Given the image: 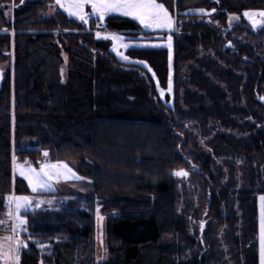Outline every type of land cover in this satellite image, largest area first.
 <instances>
[{
  "label": "trees",
  "instance_id": "1",
  "mask_svg": "<svg viewBox=\"0 0 264 264\" xmlns=\"http://www.w3.org/2000/svg\"><path fill=\"white\" fill-rule=\"evenodd\" d=\"M158 1L176 16L171 64L165 47L139 43L117 59L92 22L58 8L45 16L54 0H0V218L8 194L36 196L13 175V156L38 165L47 151L90 185L43 193L53 203L23 213L21 238L35 233L44 247L29 240L19 264H259L264 27L227 18L264 0ZM104 23L150 36L126 17ZM67 46L82 55L65 51L63 78Z\"/></svg>",
  "mask_w": 264,
  "mask_h": 264
},
{
  "label": "snow or ice",
  "instance_id": "2",
  "mask_svg": "<svg viewBox=\"0 0 264 264\" xmlns=\"http://www.w3.org/2000/svg\"><path fill=\"white\" fill-rule=\"evenodd\" d=\"M23 2V0H21ZM55 5L63 9L70 18H76L83 25H88L91 16L96 17L97 28L96 36H101V31H106V25L104 23L105 18L109 16L129 17L134 21H137L142 26V31H167V47L169 49V61L171 64V48H172V35L171 32L174 29L175 20L170 15L168 9L163 3H158L157 0H55ZM90 5L91 13L85 12V7ZM215 11V9H213ZM201 14H206L204 9H200ZM252 24L253 28L257 27L256 18H260V26L264 27V10L249 11L246 10L243 13ZM238 19V17H237ZM231 22V17H230ZM105 40L111 39L118 42L113 45V51L116 52L124 61H129V56L124 55L118 50L119 47L129 48L130 45L123 42L122 36L117 33H111L104 36ZM144 46L157 47L158 45L150 44ZM137 63L146 65L144 61H137ZM150 70V69H149ZM2 75V72H0ZM168 91H172V79L169 77ZM161 96L164 95L161 90ZM264 99V98H262ZM45 158L39 162V168L33 167L28 162L23 165H17L16 158L13 156L14 172L18 169L19 175L27 181L28 187L33 194L31 195H17L15 192L8 194L5 198L6 203L4 207L7 208L6 218L0 220V226H4L5 231H10L12 235L4 237L0 241V261L4 264H19L20 252L22 248L28 247V241L32 240L38 247L43 248L44 245L39 240H34L35 233H29L26 239L21 238V233L28 232V221L22 212H27L32 208H40L43 204L51 205L52 200L40 199L39 196L43 193L54 192L55 184L69 180H83L84 177H80L73 171L67 163L57 161L51 162L48 157L49 153L44 151L42 153ZM177 177H187L188 171L178 170L174 172ZM260 201V232H259V244H260V264H264V195L259 196ZM96 218L98 221V227H100L101 235L98 237L101 244L102 240V227L100 222L104 217L100 214V206L96 208ZM11 222V228H8V224ZM205 224L200 222V229L203 232ZM202 242V241H201Z\"/></svg>",
  "mask_w": 264,
  "mask_h": 264
},
{
  "label": "rangeland",
  "instance_id": "3",
  "mask_svg": "<svg viewBox=\"0 0 264 264\" xmlns=\"http://www.w3.org/2000/svg\"><path fill=\"white\" fill-rule=\"evenodd\" d=\"M158 1V0H157ZM51 8H49L45 13L44 15L45 16H50V15H53L55 13V11L57 10V6L55 5V2H54V5L53 6H50ZM13 8H14V4L12 2H10L8 5H7V8L5 10V16L7 18V20L11 21L13 20ZM264 10V9H263ZM249 11H256V10H249ZM86 13H90V12H86ZM170 13V12H169ZM200 13V12H199ZM206 14L204 15H209L210 13L208 12H205ZM244 13V12H243ZM243 13H242V16L239 17L237 15H229L228 18H227V23L229 25H234L236 23H239L241 19H243L245 22H247L248 25H250L252 27V29H259V28H262L260 26V18L257 17L256 20H257V27L256 28H253L251 22L243 16ZM170 15L173 16L175 22H176V16L175 14H172L170 13ZM230 17H231V22H230ZM238 17V19H237ZM106 20V19H105ZM93 23L96 27H97V21H96V17L95 16H91L90 17V21H89V24L90 23ZM105 22V21H104ZM88 24V25H89ZM88 25H85L86 27ZM97 31V30H96ZM95 31V32H96ZM142 31V30H141ZM140 31V32H141ZM177 31V27H176V23L174 25V29L173 31L171 32V35L173 33H175ZM111 33H117L118 35L122 36L123 38V42L126 43V44H129L130 46L132 45H137V43H139V45H150V44H155V45H158L157 48L159 47H165L168 52H169V49L167 47V36L169 35V33L167 31H149L148 33H150V36L149 37H143V36H131V35H124L123 33H120V32H117V31H101V36L99 38H104L105 35H109ZM141 33H146V31H142ZM96 35V34H95ZM142 39H145V40H142ZM110 42H111V50L113 49V45L114 44H118V42H115V41H112L111 39H108ZM137 40V41H136ZM147 40V41H146ZM157 41V42H156ZM148 47H151V46H148ZM152 48H156V47H152ZM119 51H121L124 55H125V52L127 50V48H123V47H119L118 48ZM12 51V49H11ZM65 51H72L74 53H79L81 54L80 51H77L69 46L66 47V49H62L61 52H62V56H63V59H64V64L62 65L61 67V73H62V77L65 78L66 76V53ZM113 54L115 55V57L121 61H124L122 60L119 56H117L116 52L113 51ZM82 55V54H81ZM171 55H172V48H171ZM159 90V89H158ZM164 94H168V95H171V92L167 90L163 91ZM161 93V92H159ZM161 99H163V96H161V94L159 95ZM163 101V100H162ZM170 104V103H169ZM24 160V159H23ZM22 160V162H23ZM33 164V162H32ZM73 187L75 188H81L82 185L81 184H74L72 186V189H74ZM40 199H44L45 198H42V197H39ZM34 209L36 208H32V209H29L27 212L29 211H33ZM8 211V210H7ZM7 213V212H6ZM6 213H5V217L4 218H0V220L2 219H5L6 218ZM24 212H22V215ZM101 214V213H100ZM257 218H258V234H257V241H258V258H259V264H260V244H259V232H260V201L258 199V202H257ZM102 215V214H101ZM103 216V215H102ZM105 218V216H103ZM104 221V219H103ZM103 221L100 222V226L102 227V240H103V244H101L100 242V239L98 237H100L101 235V230H100V227H98V221H97V218H96V215H95V222H96V239H97V247H98V253L100 254L101 258L103 257H106V251L104 249V227H103ZM8 228H11V222H9L8 224ZM26 233V232H25ZM22 234V233H21ZM9 235H12V233L10 231H5L4 230V226H0V241L3 240L4 237H7ZM24 238V237H22ZM25 239V238H24ZM23 249H21V252H20V257L21 255L23 254ZM0 264H4L3 261H0Z\"/></svg>",
  "mask_w": 264,
  "mask_h": 264
},
{
  "label": "crops",
  "instance_id": "4",
  "mask_svg": "<svg viewBox=\"0 0 264 264\" xmlns=\"http://www.w3.org/2000/svg\"><path fill=\"white\" fill-rule=\"evenodd\" d=\"M54 2H55V0H54ZM158 3H160L159 1H157ZM57 8L58 9H60V10H62L64 13H66L63 9H61V8H59L58 6H57ZM90 12L91 13V7H90V5H87L86 7H85V12ZM67 14V13H66ZM110 17V16H109ZM74 18V17H73ZM108 17H106L105 19H107ZM126 18H129V17H126ZM129 19H131V18H129ZM135 22H137V21H135ZM138 23V22H137ZM138 25H139V23H138ZM140 27H141V30H142V26L141 25H139ZM150 31V30H149ZM149 31H146V33H148ZM43 161V160H42ZM41 162V161H40ZM51 162H57V161H51ZM61 162H63V161H61ZM17 163V165H23L24 163L22 162V161H19V162H16ZM66 163V162H65ZM33 167H36V168H39V166H40V164H39V162H38V165H35V164H31ZM69 167H71L70 165H68ZM72 168V167H71ZM73 169V168H72ZM74 171V170H73ZM75 172V171H74ZM13 175H19V170L17 169L15 172H14V167H13ZM20 176V175H19ZM22 177V176H21ZM26 181V180H25ZM26 183H27V181H26ZM74 184H81L82 185V187L81 188H75V187H73L74 189H72V186L74 185ZM28 185V184H27ZM55 191H57V190H69V191H87V190H89L90 189V185H89V183L87 182V181H84V180H79V181H77V180H69V181H63V180H61L60 182H58V183H56L55 184ZM54 191V192H55ZM54 192H51V193H54ZM48 192H46V194H47Z\"/></svg>",
  "mask_w": 264,
  "mask_h": 264
},
{
  "label": "built area",
  "instance_id": "5",
  "mask_svg": "<svg viewBox=\"0 0 264 264\" xmlns=\"http://www.w3.org/2000/svg\"><path fill=\"white\" fill-rule=\"evenodd\" d=\"M25 162H28L29 164H32V160L30 158H25L23 160V163L25 164Z\"/></svg>",
  "mask_w": 264,
  "mask_h": 264
},
{
  "label": "water",
  "instance_id": "6",
  "mask_svg": "<svg viewBox=\"0 0 264 264\" xmlns=\"http://www.w3.org/2000/svg\"><path fill=\"white\" fill-rule=\"evenodd\" d=\"M231 47H232L231 43H227V44L225 45L224 49L231 48Z\"/></svg>",
  "mask_w": 264,
  "mask_h": 264
}]
</instances>
